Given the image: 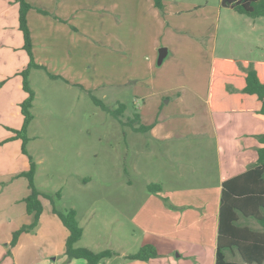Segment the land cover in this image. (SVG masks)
Instances as JSON below:
<instances>
[{"label": "crops", "instance_id": "1", "mask_svg": "<svg viewBox=\"0 0 264 264\" xmlns=\"http://www.w3.org/2000/svg\"><path fill=\"white\" fill-rule=\"evenodd\" d=\"M27 1L32 5L27 19L34 56L44 66L33 68L30 74L43 70L49 79L61 81L66 88L77 86L85 93L94 90L99 83L117 89L132 87L134 94L142 99L138 106L137 126L149 127L143 131L133 130L150 140L136 142L138 154L154 162L151 164L156 167L161 164L167 167L168 177L158 176L146 181L147 187L154 181L162 186V190H149L145 202L132 218L136 228L143 233L140 248L153 244L159 255L149 260H127L124 258L126 252L119 251L120 255L114 256L116 261L111 262L108 258L103 264H216L223 183L256 165L258 148L262 146L257 136L264 134V114L211 111L210 81L205 91L198 85H171L173 78L170 75L168 86H158L154 65L163 41L160 35L162 31L170 33L169 16L180 13L179 9L170 6L175 3L197 6L202 1L164 0L162 12L165 15L154 0ZM12 12H17L15 5H12L11 13L0 14V19L4 22ZM260 18L251 23L254 31L261 28ZM15 34V40L11 37L1 40L7 58L2 66L7 69L0 77L2 80L26 68L30 60L25 50L20 54L14 52L15 46L22 48L24 45L22 34L18 31ZM167 50L165 59L171 53L169 45ZM17 56H20V64L16 65ZM216 58L229 57L219 56L213 49L212 66ZM229 59L236 64L249 61ZM50 74L60 77L53 78ZM145 80L149 81L147 87ZM161 94L170 96L168 104H174V109L159 108L164 98ZM3 97L6 102L14 100ZM193 97L204 106L202 110L196 109V102L190 100ZM7 144L0 146V176L9 174L4 171L7 169ZM145 164L149 166V163ZM131 184V179L125 181V186ZM120 195L126 201L125 192L121 191ZM75 209L80 223L79 211L77 207ZM235 210L237 216L233 223L236 227L263 231L255 218ZM47 215L46 219L59 227L54 218L58 215L53 209L52 214ZM43 222L42 215L40 225ZM16 230L18 228L9 229L0 242L1 259L10 261L9 264H85L83 261H87L70 260L66 248L61 250L57 239H53L48 248L41 245L46 244L44 239L34 243L31 232H23L25 234L22 233L12 246L10 243ZM86 246L102 251L92 245ZM227 258L237 264L241 263L235 258L246 264H257L245 261L235 247L227 250Z\"/></svg>", "mask_w": 264, "mask_h": 264}, {"label": "rangeland", "instance_id": "2", "mask_svg": "<svg viewBox=\"0 0 264 264\" xmlns=\"http://www.w3.org/2000/svg\"><path fill=\"white\" fill-rule=\"evenodd\" d=\"M200 1L202 4L197 6L180 3L170 6L179 9L180 13L169 16L170 33L162 31L160 35L163 41L154 65L159 87L168 86L171 75V85H198L206 91L213 49L217 55L237 61H264V16L259 21L261 28L254 31L251 23L255 18L221 6L220 0ZM12 5L17 12H12L14 15L8 16L4 22L0 19V44L1 40L10 37L15 40L16 31L24 37L17 0H0V14L11 13ZM167 44L171 49L170 56L159 64L160 49L168 48ZM24 45L22 48L15 46L14 52L20 54L25 50L29 56ZM4 47L0 45V77L7 70L2 67L7 59ZM16 61V65L20 64V56ZM22 70L9 74L3 80L0 78V146L8 143L5 154L7 169L4 171L9 172L0 176V242L9 229H19L33 221V215L26 212L23 199L30 192L28 179L19 175L29 170V159L22 151V140L12 138L15 135L13 130L21 129L24 122L21 103L26 91ZM34 72L29 76L36 97L32 108L34 119L27 130V148L37 163L35 183L38 189L45 195L54 196V200L42 197L44 222L40 225V219L37 227L30 231L35 239L31 238L36 244L46 240V244L41 245L47 248L53 239H57L61 250H65L69 231L57 216L54 218L59 227L51 224L46 219L47 214H52L53 207L59 210L77 207L84 230L78 246L92 245L95 249H111L118 253L125 251L126 255L137 252L143 233L136 228L132 218L148 196L146 181L158 176L168 177L165 164L154 166L151 164L154 162L139 156L135 146L136 142L150 141L148 136L134 132L141 97L134 94L132 87L117 89L99 83L90 90L113 110L125 104V110L118 118L102 109L90 93L77 86L66 88L61 81L49 79L43 70ZM148 83L144 81L145 87ZM3 96L14 100L6 102ZM160 97L164 98L160 99L159 108H175L174 104H168L170 96L161 94ZM190 100L196 102V109L204 108L197 97ZM129 179L132 184L125 186ZM121 191L125 192L126 201L121 198ZM57 192H60V197L56 196ZM49 216L53 218L54 215ZM2 255L0 250V264H9L10 261L1 259ZM235 259L246 264L239 258ZM109 260L116 261L114 256Z\"/></svg>", "mask_w": 264, "mask_h": 264}, {"label": "trees", "instance_id": "3", "mask_svg": "<svg viewBox=\"0 0 264 264\" xmlns=\"http://www.w3.org/2000/svg\"><path fill=\"white\" fill-rule=\"evenodd\" d=\"M20 3V29L24 34L25 49L30 56V62L21 72L23 88L27 97L21 103L24 117L21 129H14L13 139L22 140V151L28 156L30 168L21 172L20 176L28 179L29 194L24 198L26 211L33 215L30 224L23 225L13 233L10 245L14 246L23 232H30L37 227L44 212L42 197L46 196L52 201L54 196L43 194L35 183L37 163L29 153L27 144L29 138L27 130L34 119L32 108L36 92L30 84L29 76L33 68H44L34 56L30 27L28 25V11L32 5L27 0H17ZM156 6L164 11V0H154ZM224 7H231L241 14L251 18L264 16V0H221ZM45 12V11H43ZM53 78L60 76L52 75ZM93 100L107 112L120 116L125 110V104L118 109H111L102 100L89 92ZM209 105L213 112H255L264 114V61H241L239 64L229 58H216L212 66L209 87ZM139 116L137 115L138 122ZM149 127L134 126L135 131H143ZM257 138L262 146L258 148V161L248 171L223 183L222 206L218 237V251L216 264H237L229 261L227 250L237 248L242 258L249 263H264V134ZM149 190L158 192L162 190L160 184H149ZM56 196L60 197V192ZM244 215L255 218L263 227V231H253L247 227H236V210ZM53 212L58 215L70 234L66 240V255L70 260L85 259L89 264H103L109 257L120 255L117 251L105 249L94 251L85 246H78L84 230L78 221L75 208L59 210L53 207ZM158 250L153 244L143 245L136 253L125 255L127 260H149L157 257Z\"/></svg>", "mask_w": 264, "mask_h": 264}, {"label": "water", "instance_id": "4", "mask_svg": "<svg viewBox=\"0 0 264 264\" xmlns=\"http://www.w3.org/2000/svg\"><path fill=\"white\" fill-rule=\"evenodd\" d=\"M167 48L166 47H163L160 49V53H159V58H158V63L159 64H162L166 55H167Z\"/></svg>", "mask_w": 264, "mask_h": 264}]
</instances>
